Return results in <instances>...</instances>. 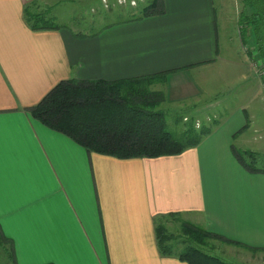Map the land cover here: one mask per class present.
<instances>
[{
	"label": "crops",
	"instance_id": "0c3cea01",
	"mask_svg": "<svg viewBox=\"0 0 264 264\" xmlns=\"http://www.w3.org/2000/svg\"><path fill=\"white\" fill-rule=\"evenodd\" d=\"M58 1L0 0V229L15 263L187 264L157 246L155 225L171 216L218 235L213 238L222 240L219 250L230 259L259 264L254 252L264 250V172H249L231 151L237 137L248 146L252 134L257 152L264 151V95L253 102L251 83L230 96L220 97L219 90L214 101L198 106L194 116L200 107L239 98L196 146L175 155L99 154L30 113L58 82L71 78L166 72L181 93L197 97L219 64L237 83L248 81L246 46L244 56L230 42L219 49L218 17L228 41L224 28L228 19L239 23L241 0H234L235 13L227 0H217V8L215 0H159L163 13L87 36L63 28L31 30L25 6L51 16ZM186 70L195 73L192 84L179 75ZM259 74L264 90V68Z\"/></svg>",
	"mask_w": 264,
	"mask_h": 264
},
{
	"label": "trees",
	"instance_id": "16d2710c",
	"mask_svg": "<svg viewBox=\"0 0 264 264\" xmlns=\"http://www.w3.org/2000/svg\"><path fill=\"white\" fill-rule=\"evenodd\" d=\"M241 2L238 21L241 44L251 55L257 54L258 62L264 68V0ZM139 12V15L125 21L163 13L164 8L159 0H151ZM24 17L31 30L62 28L46 10L37 12L27 5ZM114 23L117 22L102 25L95 31L73 34L93 35ZM167 78L168 73L159 72L116 80H62L30 107V113L87 150L99 154L119 159L180 154L196 146L210 129L190 124L180 136L169 130L164 113L159 108L163 92L151 87L155 83H165ZM231 151L249 172H264L263 168L256 167L259 158L256 151L239 150L233 145ZM182 229L184 238L179 240L164 224L158 222L155 225L157 246L162 255L175 256L187 264H232L194 244L218 235L186 221ZM9 242L0 229V248L4 249L7 244L9 260L11 264H16ZM179 243L182 245L179 246Z\"/></svg>",
	"mask_w": 264,
	"mask_h": 264
},
{
	"label": "rangeland",
	"instance_id": "374dc122",
	"mask_svg": "<svg viewBox=\"0 0 264 264\" xmlns=\"http://www.w3.org/2000/svg\"><path fill=\"white\" fill-rule=\"evenodd\" d=\"M54 4L56 5L51 11V17L54 18L63 29H71L74 32L86 33L95 31L98 28H101L102 25L113 22H123L133 17L134 15L139 13V8H141L142 5L147 4V0H135L134 4L131 3V0H59ZM216 5L217 0H215V7ZM234 7V0H227V10L232 12V8ZM232 13H235V10ZM221 22H223V19H220V17H218L217 25H219L220 39L219 49L224 48L225 42H230L233 46L232 49L236 51V45H238L241 55L244 56L246 50L243 45L240 44L241 42L236 33L237 25H239V23L237 24L236 21L233 23V21L228 19L226 28L224 29L227 30L228 38L230 34L231 36L228 41H224L225 35L222 36L223 27ZM246 59V63L249 69L248 81L244 82V80L242 79L241 82L239 81L237 83V81L235 80L237 76L234 77L235 74H232L227 70L228 66L219 64L215 69L207 73L209 77L206 80H209L210 76L211 78H215L211 79L208 85L206 83L207 81L204 83V87L206 88L205 92H202L200 89H198L199 91H201L199 93V97L194 96L192 94V91H190V93H181L178 89V84H176L177 81L174 79V75H172L171 78H169L165 83L153 84L151 86L153 89H158L163 92V101L159 108L164 113V117L169 130L172 131L176 136H180L185 128L190 124H194L196 128L202 126H208L211 128V126L217 125L220 122L219 119L223 116L225 111L229 113L233 107L235 108V102L239 100L238 97L232 96V98L230 97V99L226 103H222L221 106L214 107V109H212L213 106L200 107V110H204L201 111L200 114H197L196 112V116H194V112L195 109L198 108V106H202L209 100L214 101L217 98L219 90H222L220 91V97L230 96L231 91H237L239 89L246 90L251 83L253 86V102L257 101L259 103V96L264 95V90L259 78L261 66L258 62V56L256 53H252V55L250 54V56H248V58ZM179 75L180 77H183L186 82L188 81L191 84L196 79L194 77L195 73L191 70H186L181 74L179 73ZM218 76L222 77L223 81L217 78ZM231 83L232 85L229 90L227 85ZM216 84H219L220 87ZM210 85H215V87H212L210 89ZM208 111H210V114H208ZM238 138L239 137H237V139H235L233 143V146H235L237 149H247L252 151L254 150L257 152L258 149L256 148H258V146L255 145L257 141H255L253 134L249 139L250 141L248 142L249 147L243 146ZM257 153H259V158H257L256 167L264 169V151L261 149V151ZM159 222L164 224L171 233L179 238V240H181V238H184V231L182 229L184 220L180 217L177 218L168 216L166 217V219H162V221L160 220ZM221 242L222 240L220 239L209 237L204 239L200 244L196 242H194V244L200 246L203 250L210 254L219 256L221 259L227 262L233 264H235V262H242L239 264L245 263V261H238L237 259H230L229 257H227V255L222 250H219L221 249L220 247L223 246L220 245ZM178 245L181 246L182 244L179 243ZM7 247V244H5L4 249H2V247L0 248V264H11L8 253L6 252ZM254 255L259 260V264H264V250L254 252Z\"/></svg>",
	"mask_w": 264,
	"mask_h": 264
}]
</instances>
